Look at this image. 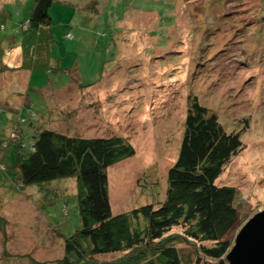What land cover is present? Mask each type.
I'll use <instances>...</instances> for the list:
<instances>
[{"label": "rangeland", "instance_id": "obj_1", "mask_svg": "<svg viewBox=\"0 0 264 264\" xmlns=\"http://www.w3.org/2000/svg\"><path fill=\"white\" fill-rule=\"evenodd\" d=\"M34 5L0 0L8 68L0 73L1 139L14 135L13 123L30 135L33 121L69 135L123 136L136 154L108 169L113 214L157 206L193 94L228 132H242L243 147L218 180L237 189L235 233L264 210V0H56L44 32L48 67L18 71L23 53L1 41H22ZM62 185L64 194L78 190L72 179ZM14 192L0 186V264H54L64 241L41 219L38 191ZM76 199L45 208L65 233L80 225ZM179 248L194 254L184 242Z\"/></svg>", "mask_w": 264, "mask_h": 264}, {"label": "trees", "instance_id": "obj_2", "mask_svg": "<svg viewBox=\"0 0 264 264\" xmlns=\"http://www.w3.org/2000/svg\"><path fill=\"white\" fill-rule=\"evenodd\" d=\"M55 2L34 0L23 39L11 46L22 47L23 61L16 70L48 67L44 32ZM0 70H8L7 65ZM30 119L36 117L23 122ZM34 124H30L31 134L24 135L13 123L14 135L0 138L4 173L0 186L5 191L18 190L12 196L36 188L39 198L34 202L41 219L50 221L51 231L64 241L62 256L52 260L54 264H228L226 256L234 245L240 214L236 187L219 185L218 180L242 149V132H228L218 114L197 96L189 95L181 147L168 170L164 199L157 206L150 202L119 214L112 211L108 169L136 154L131 142L119 135L87 138ZM60 179L75 180L76 194H64L65 181ZM71 195L77 198L80 225L69 234L49 218V211L44 212L59 200L65 206ZM175 227L182 231L172 233ZM181 242L192 246L194 254H185L179 248ZM114 254L122 255L101 259Z\"/></svg>", "mask_w": 264, "mask_h": 264}, {"label": "water", "instance_id": "obj_3", "mask_svg": "<svg viewBox=\"0 0 264 264\" xmlns=\"http://www.w3.org/2000/svg\"><path fill=\"white\" fill-rule=\"evenodd\" d=\"M226 259L228 264H264V210L240 229Z\"/></svg>", "mask_w": 264, "mask_h": 264}, {"label": "crops", "instance_id": "obj_4", "mask_svg": "<svg viewBox=\"0 0 264 264\" xmlns=\"http://www.w3.org/2000/svg\"><path fill=\"white\" fill-rule=\"evenodd\" d=\"M7 42H8V41H7ZM12 42H13V41H10V43L8 42V44H11ZM6 46H7V45L3 44V45H2L3 49L8 50V48H9V50H10V48H11L12 45H10V46H8V47H6ZM11 50H13V51H14V50H17V51H18V55H19V57H20V55H21V53H22V51H21V50H22V47H21V46L16 45V47H14V48L11 49ZM19 52H20V53H19ZM0 53H1V52H0ZM2 54H3V53H2ZM3 58H4V55H2V57H1L0 67H1L2 65H5L4 62L2 61V60H4ZM16 62H17V64H18V63H19V60L16 61ZM21 63H22V62H21ZM20 65H21V64H20ZM20 65H19V66H20ZM0 71H1V70H0ZM1 72H2V71H1ZM1 72H0V73H1ZM24 77H25V76H24ZM12 254H13V253H12Z\"/></svg>", "mask_w": 264, "mask_h": 264}]
</instances>
